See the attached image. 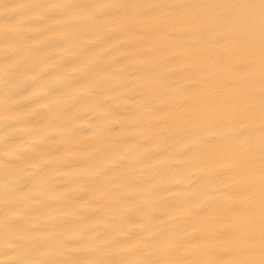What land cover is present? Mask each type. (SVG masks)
Masks as SVG:
<instances>
[{
    "label": "bare ground",
    "instance_id": "obj_1",
    "mask_svg": "<svg viewBox=\"0 0 264 264\" xmlns=\"http://www.w3.org/2000/svg\"><path fill=\"white\" fill-rule=\"evenodd\" d=\"M232 2L0 0V264L259 261L258 22L203 7Z\"/></svg>",
    "mask_w": 264,
    "mask_h": 264
},
{
    "label": "snow or ice",
    "instance_id": "obj_2",
    "mask_svg": "<svg viewBox=\"0 0 264 264\" xmlns=\"http://www.w3.org/2000/svg\"><path fill=\"white\" fill-rule=\"evenodd\" d=\"M53 8H63L64 14H67L68 10L73 7L71 4L64 5H52ZM99 7H109V5H99ZM149 8H156L157 5H149ZM211 9H224L227 15L224 19L229 23H235L242 27V31L238 33L241 37H248L251 35L255 27H259L260 35V119H261V136H260V152H261V227H262V241L260 249L259 261H232L230 264H264V0H236L232 3H219L203 5ZM10 59V57H9ZM9 229H14L16 225H8ZM70 239V238H69ZM133 237H129L128 240L116 242L115 246L119 248L121 245H128L129 247H135L132 243ZM52 243L45 239L41 242V248H50ZM168 247H173L169 245ZM7 264H78L76 261H53L49 259H23L15 258L7 262ZM89 264H154L153 261L145 258L129 259L124 261L114 260H99L90 261ZM166 264H177L174 260H169ZM191 264H200V262L192 261ZM205 264H217L215 261L205 262ZM223 264V262H221Z\"/></svg>",
    "mask_w": 264,
    "mask_h": 264
}]
</instances>
